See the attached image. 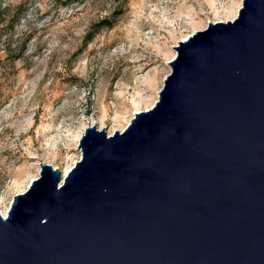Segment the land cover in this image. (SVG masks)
I'll return each mask as SVG.
<instances>
[{
	"label": "water",
	"instance_id": "obj_1",
	"mask_svg": "<svg viewBox=\"0 0 264 264\" xmlns=\"http://www.w3.org/2000/svg\"><path fill=\"white\" fill-rule=\"evenodd\" d=\"M174 48L151 109L0 213V264H264V0Z\"/></svg>",
	"mask_w": 264,
	"mask_h": 264
},
{
	"label": "rangeland",
	"instance_id": "obj_2",
	"mask_svg": "<svg viewBox=\"0 0 264 264\" xmlns=\"http://www.w3.org/2000/svg\"><path fill=\"white\" fill-rule=\"evenodd\" d=\"M243 0H0V207L82 158L88 127L109 136L159 99L178 46ZM122 13L110 29L92 26ZM91 38L90 43H86ZM187 39V38H186ZM153 83V87H151ZM152 104V105H151ZM151 106V107H149ZM149 107V108H148Z\"/></svg>",
	"mask_w": 264,
	"mask_h": 264
},
{
	"label": "trees",
	"instance_id": "obj_3",
	"mask_svg": "<svg viewBox=\"0 0 264 264\" xmlns=\"http://www.w3.org/2000/svg\"><path fill=\"white\" fill-rule=\"evenodd\" d=\"M122 15V13L120 12H116L115 14H113L112 16H110L109 18L103 19L100 22L94 24L92 26V31L93 32H97L99 33L102 29H110L115 25L116 20ZM92 41L91 38H88V40L86 41V43H90Z\"/></svg>",
	"mask_w": 264,
	"mask_h": 264
},
{
	"label": "bare ground",
	"instance_id": "obj_4",
	"mask_svg": "<svg viewBox=\"0 0 264 264\" xmlns=\"http://www.w3.org/2000/svg\"><path fill=\"white\" fill-rule=\"evenodd\" d=\"M237 12V11H236ZM236 12L235 11H228L227 13H225V18H226V20H233V18L236 16ZM186 38H188V37H185L183 40H186ZM151 87H153V83H151ZM152 105V104H151ZM134 106H135V108H136V112H138V111H140L142 108H141V106H139V104H137V103H135L134 102ZM149 107H151V106H149ZM148 107V108H149ZM70 170V168H66L65 170H63V173H67L68 171ZM1 205V204H0ZM0 213L2 214V216L3 217H7V215H8V210H6V211H3L2 209H1V207H0Z\"/></svg>",
	"mask_w": 264,
	"mask_h": 264
}]
</instances>
